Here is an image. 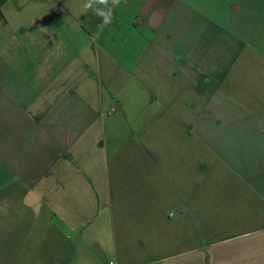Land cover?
Returning <instances> with one entry per match:
<instances>
[{"label":"crops","instance_id":"0c3cea01","mask_svg":"<svg viewBox=\"0 0 264 264\" xmlns=\"http://www.w3.org/2000/svg\"><path fill=\"white\" fill-rule=\"evenodd\" d=\"M106 7L95 60L114 72L133 26L123 88L150 105L102 158L77 22L57 0H0V264L41 239L55 264H264V0Z\"/></svg>","mask_w":264,"mask_h":264},{"label":"rangeland","instance_id":"374dc122","mask_svg":"<svg viewBox=\"0 0 264 264\" xmlns=\"http://www.w3.org/2000/svg\"><path fill=\"white\" fill-rule=\"evenodd\" d=\"M57 1L59 4H62L63 8L65 7L64 11L66 15L60 11L62 13L61 19L68 21L67 24L69 28H72L70 26L77 22L78 28L81 29L82 36L80 37V42L84 45V57L87 58L91 64L89 67L85 65L82 67L83 74L91 76L92 73H99L100 77H102L100 81H98V85L95 84V81H97L96 79L90 78L88 82L93 83L95 93L93 99L94 101L98 99L100 105L99 119L97 118L94 121V123L96 124L97 122L98 125V145L96 148L100 156L105 158L108 155H112L116 144L114 134L117 133L115 135L120 136V140L123 139L124 134H129V131L124 128V126H127V124H125L127 123V118L133 121V112L135 113L136 108L141 105H150L148 100L145 99V96H142V98L130 97L131 94L136 93L134 88L131 89L130 86L128 89L123 88L125 85L123 84L124 81L127 80L130 75L127 74V70H129L127 68L139 58L144 45L143 43L146 39H144L140 32L134 30L133 26L131 30L129 29L131 28L130 26L128 27L125 24L118 23L117 31L119 30V32L116 34V50L111 51L116 61H109V63L115 62L114 72H108L107 61H104L103 58L102 61L95 60V55L97 57V53L102 51L100 48L102 49V41H104L107 31H104L103 35H101L97 41L91 38V31L94 29L93 27H95L93 16L96 13V8L107 9L108 7L104 5H94L92 9L85 11L83 5L87 0ZM66 7L68 12H66ZM128 31L129 33H127ZM124 66L127 69L125 71L123 70ZM86 84L87 82H84V85ZM110 86L114 87L116 94H110ZM135 118L133 122H135ZM53 253L56 254V242L46 243L42 241V239L40 241L31 242L27 249L24 264H55L53 261L55 260L53 259ZM108 254L109 252H105V255Z\"/></svg>","mask_w":264,"mask_h":264},{"label":"clouds","instance_id":"9594fccd","mask_svg":"<svg viewBox=\"0 0 264 264\" xmlns=\"http://www.w3.org/2000/svg\"><path fill=\"white\" fill-rule=\"evenodd\" d=\"M113 5H119L120 0H111ZM109 4V0H87V2L83 5V8L85 11L92 9L94 5H104L107 6ZM96 15L98 17L103 16V22L102 24H109L112 21L111 16V9L109 8L107 11H104L100 8H96Z\"/></svg>","mask_w":264,"mask_h":264},{"label":"built area","instance_id":"2783aa9c","mask_svg":"<svg viewBox=\"0 0 264 264\" xmlns=\"http://www.w3.org/2000/svg\"><path fill=\"white\" fill-rule=\"evenodd\" d=\"M109 264H117L116 260H111Z\"/></svg>","mask_w":264,"mask_h":264}]
</instances>
